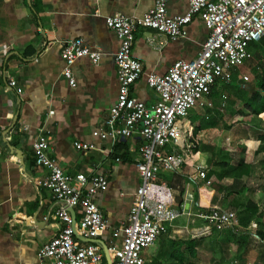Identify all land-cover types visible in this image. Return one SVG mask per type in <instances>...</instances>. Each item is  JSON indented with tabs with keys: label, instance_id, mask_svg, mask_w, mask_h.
Wrapping results in <instances>:
<instances>
[{
	"label": "crops",
	"instance_id": "1",
	"mask_svg": "<svg viewBox=\"0 0 264 264\" xmlns=\"http://www.w3.org/2000/svg\"><path fill=\"white\" fill-rule=\"evenodd\" d=\"M152 2L153 0H0V264H37L36 251L56 234L60 226L54 218L55 203L50 193L38 184L46 170L34 164L30 147L31 141L40 132L47 137L53 156L66 173L106 175L108 184L98 195V207L107 228L99 239L105 245L114 241L116 246H120L122 235L120 232L116 236L113 234L127 221L134 192L140 184L133 164L139 140L129 138L114 145L109 139L102 142L97 140L96 149L83 152L77 151L72 143L75 140H91V131L102 125L117 96L114 57L118 38L106 27L104 18L115 13L141 16L152 6ZM187 6L188 0H168L166 11L170 16L183 15ZM207 35L208 31L203 23L196 19L185 26L181 36L173 40L156 35L151 30L138 31L132 55L140 61L144 74L132 85L133 95L141 101L152 102L155 96L147 88L144 75L151 71L164 74L175 60L193 58ZM74 38H82L90 50L100 54V58L96 63L85 57L76 59L71 66L76 86L71 87L62 75L64 63L60 50L65 40ZM239 71L238 69L234 73L228 87L241 83ZM9 78L14 79L22 88L20 94L6 88ZM222 85L225 84L214 86L211 90L210 97L215 103L218 102V95L223 93L220 91ZM228 108L234 109L224 105V109ZM216 109L220 110V106ZM50 110L52 113H49ZM217 110L215 116L218 117L229 112L226 110L224 114V110L223 113ZM207 111L193 109L183 120L186 131L193 129L196 147L188 152L179 174L164 173L161 180L173 190H180L176 193V203L178 199L181 200L183 208L191 215L195 214L194 207L195 211L206 212L219 206L236 212L237 224L233 227L239 228L241 225L237 204H234L235 201L225 204L219 197L223 195L219 194V190L221 193L223 191L219 187L223 178L219 179L216 175L224 176L222 168L217 166L218 172L209 177V183L215 191L211 200L205 204L207 209L198 207L195 198L200 188L195 183L202 181H189L186 176L187 172H191V165L196 162L205 163L210 169L223 160L229 161V165L233 164L230 155L228 157L226 153L206 144L208 139L211 138L213 142L219 136L224 145L232 139L230 135L233 136V131L228 129L223 130L220 135L216 131L217 136L214 138V128H209L208 122L206 123L209 116ZM240 126L243 128L241 124ZM219 128L217 126L215 130H220ZM246 135L247 140L242 138L237 142L239 146L234 150V157L241 161L239 164L243 162L250 166V175L254 169H259L258 157L262 155L264 158V153L257 152L260 142L251 137L254 133ZM118 144L120 147L115 149ZM11 148L21 153L22 164ZM115 157L121 159L119 163L115 161ZM248 174L243 177L249 176ZM224 178L230 183L228 187L236 190L242 184L240 178ZM173 179L179 180L180 185L175 186ZM188 193L192 201L184 199ZM74 213L78 218L79 209H74ZM252 216L245 214L242 222L250 221ZM179 219L180 217L171 225L167 235H162L165 240L161 250L156 251L158 249L155 245L159 246V243L155 241L143 253L144 264L149 263L148 257H154L158 253H166L167 262L173 257L175 251L171 247L173 244L179 245L181 241L168 243L166 238L188 229L186 225L176 223ZM192 222L197 225H191L192 234L204 224L195 218ZM104 262L106 263L105 259Z\"/></svg>",
	"mask_w": 264,
	"mask_h": 264
},
{
	"label": "built area",
	"instance_id": "2",
	"mask_svg": "<svg viewBox=\"0 0 264 264\" xmlns=\"http://www.w3.org/2000/svg\"><path fill=\"white\" fill-rule=\"evenodd\" d=\"M167 1L153 0L141 16L115 13L104 18L106 27L118 38L114 57L117 96L102 125L91 131V140L72 143L83 152L96 149L97 140L109 139L113 145L129 138L139 140L133 164L140 184L127 221L113 234L122 235L120 246L114 241L106 244L112 264H144L143 253L158 237L167 235L176 219L191 215L183 204L177 205L176 189L161 180L164 173L179 174L188 152L195 148L193 129L186 131L183 120L193 109L210 111L224 107L225 94L218 95L216 104L210 97L212 88L231 83L234 73L253 58V44L264 40V0H188L186 12L172 16L167 14ZM193 19L201 21L208 31L198 53L189 60H175L164 74L147 72L145 83L155 98L152 102L137 99L132 85L144 72L140 61L132 55L136 33L151 30L173 40L184 33ZM60 57L64 63L62 75L69 86L75 87L71 70L74 61L85 57L96 63L100 54L90 50L82 38H74L63 42ZM247 79L246 74L240 77L241 83ZM6 88L16 94L22 91L12 78L6 81ZM30 147L34 164L46 170L38 184L50 193L55 203L54 218L60 223L56 234L36 251L37 264H106L98 244L81 241L73 233L75 228L83 239H99L105 232L107 226L98 207V195L107 188L106 175L66 173L41 132ZM120 160L115 157L116 162ZM209 170L207 164L196 162L186 176L189 181L209 183ZM184 199L192 201L189 193ZM67 208L73 209L74 228ZM194 216L204 223L195 232L200 235L209 233L212 227L237 224L236 212L219 206L198 211Z\"/></svg>",
	"mask_w": 264,
	"mask_h": 264
},
{
	"label": "rangeland",
	"instance_id": "3",
	"mask_svg": "<svg viewBox=\"0 0 264 264\" xmlns=\"http://www.w3.org/2000/svg\"><path fill=\"white\" fill-rule=\"evenodd\" d=\"M244 64L243 70H241V67L239 68L240 71L238 72V75L241 77L243 74H246L248 77L247 81L244 83L242 82L239 85L234 83L229 87V84L220 86V91L226 96L225 105L234 107L235 110L232 108L224 109V107H222L220 110L212 109L213 111H207L209 116H207L208 120H206V123L208 122L207 126L209 128H214V138L217 136L216 131L217 134L219 132V135L222 134L223 130L230 129L233 131V136L230 135L232 139L226 141L224 145L221 144V138L219 136H217L215 140L213 139V142L211 138L208 139L209 141H206L208 146H212V148L219 150L221 153H226L228 157L230 155L233 158V161L231 162L233 164L230 165L231 168L241 162L237 161V157H234V150L239 146V143H237L239 142V139L241 140L243 138V140H247L246 136L248 135L246 134L254 133L251 137L253 139H259L260 145L264 141V116L250 115L245 108L246 101L251 94L257 90L256 81L253 80L254 75L251 73V68H256L258 71L264 68V46H262L261 50H257L256 55L253 56L250 61L245 62ZM216 104H218V102H216ZM215 110H217V112H222L224 110V114L226 110H229V112L227 115H221L218 117L215 116ZM215 118H218V120ZM217 126L220 127V130H215ZM263 160L264 158L260 155L257 162L259 169H254V172L250 173V175L248 174L249 176L241 177L242 184L237 190L228 187V184L230 185V183L226 182L227 180H225L223 174L216 175L219 179L223 178L219 183V187L223 190L222 193L219 190V194H223L219 195V197L221 196V202L227 204L228 202L235 201L234 204H237L238 206L237 211L240 220L239 223L241 225L239 228L224 225L218 228L212 227L209 233L204 235L198 233L192 234L190 232V228H192L191 225L194 223L192 220L193 218L197 220V218L194 214L185 218L184 216L180 217L176 223L181 226L186 225L188 227L187 231L170 234V238H166L168 243H177L181 241V243H178L179 245H172L171 248L175 251L173 257L167 262L165 261L167 254L158 253L154 257H148L149 263L147 264H176L177 261H179V257H181L184 264H264ZM172 182L175 186L180 185L179 180L173 179ZM199 183H195V185L201 186L203 184V182ZM176 191L180 190L176 188ZM249 201H255L253 203L257 204L258 211L253 214V216L251 215L252 218L250 221L245 223L242 221L243 218H245L244 215L247 213L245 212V207ZM195 209L196 208L194 207L193 213L198 212L195 211ZM193 226L196 227L197 225ZM163 238L164 236H161L156 240L159 243V246L155 245V248L158 249L156 251L161 250L164 246L162 242L165 239Z\"/></svg>",
	"mask_w": 264,
	"mask_h": 264
},
{
	"label": "trees",
	"instance_id": "4",
	"mask_svg": "<svg viewBox=\"0 0 264 264\" xmlns=\"http://www.w3.org/2000/svg\"><path fill=\"white\" fill-rule=\"evenodd\" d=\"M262 46H264V40H261L258 43L253 44L254 52L253 56L256 55L257 50H261ZM258 54V53H257ZM245 65V64H244ZM244 65L241 66V70L244 69ZM251 73L254 75L253 80L256 81V87L257 90L251 94V96L248 98V100L245 103V108L248 110V114L255 115V116H264V68L259 71L256 68H251ZM193 142H195V139H193ZM120 147V144L115 146V149H118ZM196 147V146H195ZM257 151H261L264 153V141L262 144L258 147ZM263 169H264V161H263ZM216 166V168H214ZM217 166L222 168L225 173L224 177H231L233 179L241 178L244 175H247L249 173L250 166L246 163H240L236 166H233L232 168L229 165V161H220L214 164L213 168L209 170L207 173V179L214 174L215 172H218ZM206 179V180H207ZM214 187L207 183L205 180L203 181V184L198 188L196 193V200L198 201V207L207 209V204L213 194H214ZM178 205L181 204V200L178 199ZM258 206L257 204L249 201L245 207L246 214H249L250 216L257 213ZM176 264H184L182 262L181 257H179V261H177Z\"/></svg>",
	"mask_w": 264,
	"mask_h": 264
},
{
	"label": "water",
	"instance_id": "5",
	"mask_svg": "<svg viewBox=\"0 0 264 264\" xmlns=\"http://www.w3.org/2000/svg\"><path fill=\"white\" fill-rule=\"evenodd\" d=\"M15 119V118H14ZM12 152L15 153V155L17 156V158L19 159L20 163L22 164V155L21 153L17 150V149H13L11 148ZM67 210L70 212V214L72 215V226L74 228V225H75V218H74V215H73V209L72 208H67ZM74 236L81 240V241H84V242H92V243H96L100 246L102 252H103V255H104V259L106 261L107 264H112L111 263V259H110V255H109V252L107 250V247L105 245V243L103 242L102 239H83L82 237H80L77 233V231L75 230L74 228Z\"/></svg>",
	"mask_w": 264,
	"mask_h": 264
}]
</instances>
